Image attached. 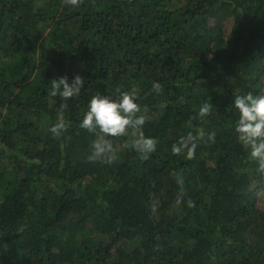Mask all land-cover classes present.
<instances>
[{
  "label": "trees",
  "instance_id": "1",
  "mask_svg": "<svg viewBox=\"0 0 264 264\" xmlns=\"http://www.w3.org/2000/svg\"><path fill=\"white\" fill-rule=\"evenodd\" d=\"M183 1L0 0V264H264L253 205L264 175L238 141L233 106L237 94H264V0ZM224 14L225 43L209 29ZM76 75L84 85L56 138L64 101L50 81ZM133 86L156 151L141 160L122 136L111 138L115 163L89 162L95 135L79 125L91 97ZM200 133L193 158L174 154Z\"/></svg>",
  "mask_w": 264,
  "mask_h": 264
},
{
  "label": "clouds",
  "instance_id": "2",
  "mask_svg": "<svg viewBox=\"0 0 264 264\" xmlns=\"http://www.w3.org/2000/svg\"><path fill=\"white\" fill-rule=\"evenodd\" d=\"M68 5L79 7L83 0H64ZM52 97L59 96L62 102L59 106L61 113L58 122L50 127L49 131L54 137L59 138L68 129V122L63 118V111L67 109V100L79 96L84 85L81 76L76 75L71 84L68 77L53 78L50 81ZM163 87L160 83H153L152 92L160 93ZM118 97L113 99L111 95L97 93L93 95L87 105L83 119L79 125L89 133L95 135L91 144V154L87 157L89 162H101L112 164L118 160L117 148L111 138L131 136V147L139 153L141 160H148L150 155L156 151L158 141L153 137L145 136L143 125L145 117L138 115L140 106L136 102L139 97V89L133 86L129 91L116 90ZM233 106L239 113V119L235 125V132L238 141L249 150L250 160L258 164L257 171L264 175V94L254 95L252 92L235 95ZM213 104L205 102L198 110L200 118L211 114ZM204 133L193 137L189 135L182 140V147L174 145V154H180L186 150L189 158L194 157L198 141L203 140ZM207 141L215 142V133L207 134ZM206 141V142H207ZM179 191L176 196V203L184 201L186 194L185 177L183 173L177 177ZM155 203L153 199V204ZM195 201L188 199L187 207H195Z\"/></svg>",
  "mask_w": 264,
  "mask_h": 264
},
{
  "label": "rangeland",
  "instance_id": "3",
  "mask_svg": "<svg viewBox=\"0 0 264 264\" xmlns=\"http://www.w3.org/2000/svg\"><path fill=\"white\" fill-rule=\"evenodd\" d=\"M169 6L172 8H178L185 6L186 2L183 0H169ZM212 29L213 33L220 28V39L223 43L227 41V38L230 34L231 28H232V19L230 16L224 14V16H221L219 19H211L209 21V29ZM212 46L214 47V44L212 43ZM14 60V57L7 58L3 60L5 63H10ZM253 205L255 207L264 212V190L259 191L255 194L253 199Z\"/></svg>",
  "mask_w": 264,
  "mask_h": 264
}]
</instances>
